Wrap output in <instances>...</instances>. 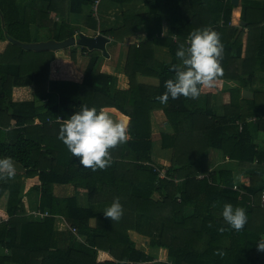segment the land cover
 <instances>
[{"label": "trees", "instance_id": "16d2710c", "mask_svg": "<svg viewBox=\"0 0 264 264\" xmlns=\"http://www.w3.org/2000/svg\"><path fill=\"white\" fill-rule=\"evenodd\" d=\"M95 1L0 0V43L6 42L0 51V158L11 157L22 167L13 179L0 180V200L9 194L0 210V264H121L124 260L131 264H264V252L257 250L264 238V167L249 171L252 183L240 197L234 191L232 171H214L209 164L211 148L241 162L263 161L264 154L255 149L248 130L237 133L232 122L249 116L264 120V0H241L238 5L233 0H101L99 19L92 11ZM183 1L187 5L183 20L172 25L164 11ZM103 3L125 7L120 26L100 27ZM239 6L240 27L232 24ZM71 14H86L85 27L117 43L147 26L146 38L129 46L125 68L129 89L113 93L115 63L103 50L91 49L80 40L63 49L74 63L79 47L88 56L82 74L72 70L76 77L81 75L79 80L52 75L56 51L28 50L10 41L73 37L78 29L68 18ZM204 27L221 35L224 76L198 99L170 97L162 105L155 97L175 77L169 69L181 63L176 56L179 45L187 46L190 32ZM156 46L167 47L171 60H159ZM101 56L107 61L96 72ZM142 76L155 77L156 84L141 82ZM225 79L240 81L236 92L248 88L255 97L244 99L250 101L245 110L228 107L219 117L212 97ZM22 83L31 85L33 95L46 103L37 104L36 97L15 103L13 88ZM82 105L96 107L98 112L115 109L130 118L131 139L110 150L112 163L107 170L82 167L58 139L63 122L47 123L48 118H70ZM160 108L171 128L162 133V147L173 151L167 163L154 157L151 113ZM36 119L44 124H34ZM157 168L166 170V178L160 177ZM205 173L210 179L197 178ZM57 185H70L74 195L58 196ZM35 194L38 197L31 201ZM116 197L124 214L119 222H112L103 213ZM227 203L245 209L248 223L243 231L236 232L225 223L222 212ZM33 211L49 215L36 217ZM58 216L70 226L66 234L57 230ZM220 227L228 230L220 234ZM134 230L148 237L149 251L136 246L130 234ZM78 237L83 241L78 242Z\"/></svg>", "mask_w": 264, "mask_h": 264}, {"label": "clouds", "instance_id": "9594fccd", "mask_svg": "<svg viewBox=\"0 0 264 264\" xmlns=\"http://www.w3.org/2000/svg\"><path fill=\"white\" fill-rule=\"evenodd\" d=\"M180 64L170 67L175 73L173 79L165 82L166 91L155 99L166 105L169 98L176 100L183 96L186 99H198L205 89H213L224 76L222 62L224 45L221 35L211 27L194 29L187 38V46L179 45L176 52ZM130 118L117 114V110L82 105L70 118L64 119L59 130L58 139L67 147L79 164L91 169L107 170L112 163L110 150L126 144L130 139ZM16 175L15 161L11 157L0 158V180L7 181ZM124 214L120 198L116 197L103 215L112 222H119ZM223 219L230 229L236 232L244 230L248 223V215L244 208L233 207L227 203L223 207ZM211 226V225H210ZM226 230L220 227L223 234ZM257 250L264 252V238L257 244ZM223 257L225 253L217 252ZM121 264H131L124 260Z\"/></svg>", "mask_w": 264, "mask_h": 264}, {"label": "crops", "instance_id": "0c3cea01", "mask_svg": "<svg viewBox=\"0 0 264 264\" xmlns=\"http://www.w3.org/2000/svg\"><path fill=\"white\" fill-rule=\"evenodd\" d=\"M241 3V0H239V4ZM185 2H181L180 4H177V6H173L172 9L167 7V9L164 11L165 15L168 16L172 22V25H180V23L182 22V17H184L183 15L186 13L185 11ZM125 10V7H120V6H109V5H105L103 3L102 5V13H100V18H101V22H100V27L103 28H109L110 26L113 25H117L120 26V24H122L123 22V12ZM107 14H116L115 16V22L109 21V17L106 15ZM241 15V6H239L238 8H236L234 10L233 13V18H232V24L235 26H239L238 23L236 22L237 18L240 17ZM70 21L71 23L77 27V29H81L83 30L85 33V35L88 36H96L99 34L98 31L93 30V29H89L87 27H85V20H86V14H81V15H69ZM241 20V17H240ZM147 29L146 25H142L139 27V31ZM92 32V35L89 33ZM87 33V34H86ZM77 36V35H76ZM246 41V40H245ZM244 41V42H245ZM110 42H114L112 39L106 44V50H107V45ZM136 42V41H135ZM135 42H132L130 44H133ZM116 43V42H115ZM125 44V42H123V44L119 43L113 48V50H107V53L109 54V57L111 58L112 61L115 62L116 65V72H115V76H114V80H113V85H112V92L115 93L117 90H127L130 88V81H129V77L126 75L125 73V68H126V63H127V57H128V52H129V48L127 49V51H125L122 46ZM120 45V46H119ZM127 45V44H126ZM125 45V46H126ZM5 44L2 43V47H0V51L4 50ZM127 48V47H126ZM155 53H156V57L158 56V54L162 55V59L158 58L159 60L163 61H170V52L169 49L167 47H162V46H156L155 48ZM64 50H57L56 51V58L59 59V57H61L62 55L61 52H63ZM65 52V51H64ZM125 52L127 54H125ZM103 53V52H102ZM108 57V59H109ZM63 59H59L60 61L62 60L63 63H61L60 61H55L54 62V67H53V72L52 75H57V77L61 78L64 75H69L67 79H74V80H79L81 75H78L76 77L75 74L72 73V70L74 72H79L80 74L83 73L85 67L87 66L88 63V56H86L84 53L81 52L80 47L78 48V53H77V62L74 63L71 60H69L68 57H61ZM107 58H103V56L100 57L99 62L97 64L96 67V72H99L102 65L104 63H106ZM54 69H58L56 72ZM70 70V73H68V71ZM143 79L144 83L147 84H156L155 81V77H151V76H147V77H140L139 80ZM241 87V82L238 80H234V79H225L222 82L221 85V90L218 91L217 93H215L212 97V107L213 110L216 111V113L218 114L219 117L224 116V113L226 111V108L230 107L235 109V111H239L240 109L243 111L246 108H248V106L250 105V101L247 102L244 99H253L255 97V93L253 91H251L248 88H242L241 90V94L237 93L236 90L240 89ZM248 90L252 93L251 97H245L244 96V91ZM36 96L33 95V88L31 85L26 84V83H22L19 84L17 86H15L13 88V93H12V98L13 101L15 103H26L31 101L33 98H35ZM37 100V104H45V100L41 99L40 96L36 97ZM260 101H263V98L259 99ZM238 102L237 104L234 102ZM234 119V117H232ZM151 121H152V128H153V137H154V157L159 160V161H163L164 163L169 162L172 157H173V151L171 149H164L162 147V133L164 132H169L171 131V128L169 126V124L166 122V115L165 112L162 108L160 109H156L154 111H152L151 113ZM235 125V131H237V133L241 132L243 129H247L249 134L251 135V137L253 138V141L256 145L255 149L258 152H261V154H264V120L259 119L257 117L254 116H249L246 117V119L244 121H233L232 122ZM238 127H237V126ZM237 127V128H236ZM262 162L256 160L253 163H248V162H241L240 160H236V159H231L228 156H225L223 154V152L219 149L216 148H211L209 151V164H210V168L213 169L214 171H218L220 169H229L232 171L233 175H234V191L239 192L240 197H242L245 193V186H249L251 185L252 181H251V175L249 171H253L255 167H264V155L262 156ZM15 166H16V171L20 172L22 171V167L20 164L15 162ZM22 183H25V179L23 178ZM55 192L58 196L60 197H69L74 195V190L72 189V187L70 185H57L55 186ZM8 193H6L3 198L0 200V203H4L6 204L7 199H8ZM38 197V195H34L30 200L34 201V199L36 200V198ZM36 202V201H35ZM34 202V203H35ZM36 205V204H35ZM34 207V206H33ZM36 207V206H35ZM56 223L59 224V226H62L63 224H67L66 220L62 217V216H58L57 217V221ZM96 224V220L92 219L91 220V225H95ZM69 226V225H68ZM70 229V228H69ZM67 229V230H69ZM67 230H63L60 232H64V234H66ZM59 231V230H58ZM132 231H130L131 233ZM132 234V233H131ZM141 235V234H140ZM142 238L139 241L140 244H138V248L142 249V250H149V247L147 245V236H143L141 235ZM133 239V238H132ZM134 240V239H133ZM147 252V251H145Z\"/></svg>", "mask_w": 264, "mask_h": 264}, {"label": "water", "instance_id": "95a60500", "mask_svg": "<svg viewBox=\"0 0 264 264\" xmlns=\"http://www.w3.org/2000/svg\"><path fill=\"white\" fill-rule=\"evenodd\" d=\"M233 3L235 5L239 4V0H233ZM80 35V43L88 45L91 49L98 48L103 50V52L107 55L106 50V44L110 41L108 37L105 35L98 34L96 36H88L84 35V33L79 34ZM10 41L22 45L25 49L28 50H36V51H45V50H52L57 51L61 49H65L69 46L77 44V38L75 36L70 37L63 41H57L54 39L48 40V41H40V42H34V43H21L17 40H14L10 38ZM245 97H251L252 93L248 90L244 91ZM180 197L181 194H178Z\"/></svg>", "mask_w": 264, "mask_h": 264}, {"label": "rangeland", "instance_id": "374dc122", "mask_svg": "<svg viewBox=\"0 0 264 264\" xmlns=\"http://www.w3.org/2000/svg\"><path fill=\"white\" fill-rule=\"evenodd\" d=\"M184 8H185V11L187 10V5H185L184 6ZM106 15L109 17L108 19H109V21H112V22H115V16H116V14H112V13H110V14H107L106 13ZM115 15V16H114ZM241 15H242V13H241ZM241 15H240V17H241ZM240 17H238L236 20V22L238 23V25H241V20H240ZM115 23H117V22H115ZM116 26H118V24L116 25ZM238 27H240V26H238ZM246 31L247 30H245V32H244V41L246 40V36H247V34H246ZM81 33H85L83 30H81V29H78V32L75 34V37L77 38V41H79L80 40V38H79V34H81ZM91 35H92V32H89ZM78 34V35H77ZM87 34V33H86ZM77 35V36H76ZM89 35V34H88ZM146 36H147V29H144V30H141V31H139V33L137 34V35H134V36H131V37H128V38H126V40L124 41L125 42V44L122 46V48L125 50V51H127V49L129 48V46L131 45L130 43H132V42H139V41H141V40H144L145 38H146ZM117 43V42H116ZM116 43L115 42H110L108 45H107V50H113V48L115 47V46H117L116 45ZM5 44V46H6V42L4 43ZM117 44H119V43H117ZM121 44H123V43H121ZM127 44V45H126ZM126 45V46H125ZM120 46V45H119ZM0 47H2V43H0ZM127 47V48H126ZM5 48V47H4ZM115 49V48H114ZM68 53H66V51L64 52H61V54H59V55H62L61 57H69V55H67ZM125 54H127L126 52H125ZM162 55L160 54H158V58H160V59H162V57H161ZM61 57H59V59H63V58H61ZM59 59H56V62L57 61H60ZM61 63H63L62 62V60L60 61ZM113 63H115L114 61H113ZM115 68H116V65H115ZM115 72H116V70H115ZM141 81H144L143 79H141ZM155 198H158L159 196H158V194H156L155 196H154ZM5 207V202L4 203H0V210L2 209V208H4ZM190 209L188 210V213H190ZM57 226V230H59V231H63V230H67V229H69L70 228V226H68V223L66 224H63L62 223V226H59V224L57 223L56 224ZM70 230V229H69ZM69 230H67V231H69ZM132 233V234H131ZM130 234H131V238H133L134 239V241L136 242V246L138 247L139 245L138 244H140V240H141V238H142V236L137 232V231H132ZM83 238H81V237H78V239H77V241L78 242H82L83 240H82ZM145 251H149L148 249L147 250H145Z\"/></svg>", "mask_w": 264, "mask_h": 264}, {"label": "built area", "instance_id": "2783aa9c", "mask_svg": "<svg viewBox=\"0 0 264 264\" xmlns=\"http://www.w3.org/2000/svg\"><path fill=\"white\" fill-rule=\"evenodd\" d=\"M101 3V0H96L95 1V4L93 5V8H92V11H93V15L99 19L98 17V13H99V5ZM63 118L61 117H57V118H54V119H51V118H48L47 119V123H54V122H63ZM34 124L36 125H43L44 122H42L40 119H36ZM157 171L159 172V175L161 178H166V170L165 169H158L157 168ZM197 178L198 179H204V178H209L210 179V174L209 173H205V174H199L197 175ZM263 200H264V195H263ZM33 214L36 216V217H41V218H44L46 216L49 215L48 212L46 213H41L39 211H33ZM74 232L77 231L76 228H71Z\"/></svg>", "mask_w": 264, "mask_h": 264}]
</instances>
